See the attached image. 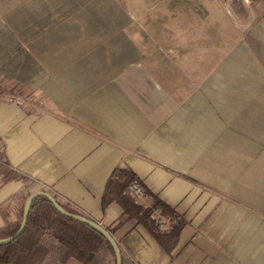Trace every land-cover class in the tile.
<instances>
[{"label": "crops", "instance_id": "0c3cea01", "mask_svg": "<svg viewBox=\"0 0 264 264\" xmlns=\"http://www.w3.org/2000/svg\"><path fill=\"white\" fill-rule=\"evenodd\" d=\"M0 87V239L48 191L121 264H264V0H0ZM116 169L184 220L171 253L103 208Z\"/></svg>", "mask_w": 264, "mask_h": 264}, {"label": "trees", "instance_id": "16d2710c", "mask_svg": "<svg viewBox=\"0 0 264 264\" xmlns=\"http://www.w3.org/2000/svg\"><path fill=\"white\" fill-rule=\"evenodd\" d=\"M135 182L140 183V180L133 172L116 169L102 196L103 208L112 203L119 204L129 219L143 224L171 253L178 243L184 220L157 198L151 206L137 203L129 192ZM29 197H25L20 219L5 233V238L19 230ZM155 210L172 225L170 230H164L151 218ZM107 230L113 235V231ZM67 248H72L74 255L65 263ZM0 264H116V256L110 242L99 232L60 214L47 198L39 197L33 202L24 233L6 245H0Z\"/></svg>", "mask_w": 264, "mask_h": 264}, {"label": "water", "instance_id": "95a60500", "mask_svg": "<svg viewBox=\"0 0 264 264\" xmlns=\"http://www.w3.org/2000/svg\"><path fill=\"white\" fill-rule=\"evenodd\" d=\"M39 197H45L47 198L55 207V209L62 215L73 218L77 221L82 222L83 224L89 226L90 228L96 230L97 232H99L102 236H104L112 245L114 252H115V256H116V264H121L122 262V255H121V250L120 247L117 243V241L115 240V238L113 237V235H111V233L104 228L102 225H100L99 223L90 220L84 216H80L77 214H73L70 213L68 211H66L64 209V207H62L58 201L48 192L45 191H39L37 193L32 194L25 202V206H24V211H23V219H22V223L21 226L19 228V230L11 237L9 238H5V239H0V245H6L10 242H12L14 239H16L17 237H19L20 235H22L27 227V223H28V217L30 215L31 209H32V205L33 202L39 198Z\"/></svg>", "mask_w": 264, "mask_h": 264}, {"label": "built area", "instance_id": "2783aa9c", "mask_svg": "<svg viewBox=\"0 0 264 264\" xmlns=\"http://www.w3.org/2000/svg\"><path fill=\"white\" fill-rule=\"evenodd\" d=\"M4 93H5L4 90L0 87V99L4 96ZM2 165H4V161L0 157V166H2ZM129 192L134 197V199L136 200L137 203H141L144 199H151L150 192L139 182L133 183L129 187ZM151 218L154 221L159 222L163 229H166L168 222H166L164 219H162L160 217V215H159L157 210H155L152 213Z\"/></svg>", "mask_w": 264, "mask_h": 264}, {"label": "rangeland", "instance_id": "374dc122", "mask_svg": "<svg viewBox=\"0 0 264 264\" xmlns=\"http://www.w3.org/2000/svg\"><path fill=\"white\" fill-rule=\"evenodd\" d=\"M207 3H209V2H211V1H214V0H205ZM212 11H214V8H212ZM224 19H226V18H224ZM227 20V19H226ZM230 26V25H229ZM229 26H226V24H224V26H223V28L225 29V28H230ZM201 30H204V29H201ZM210 33V31L208 30V34ZM46 192V191H45ZM48 192V191H47ZM70 259V257H68L67 259H66V261H68Z\"/></svg>", "mask_w": 264, "mask_h": 264}]
</instances>
